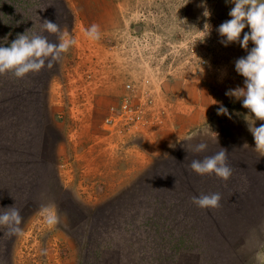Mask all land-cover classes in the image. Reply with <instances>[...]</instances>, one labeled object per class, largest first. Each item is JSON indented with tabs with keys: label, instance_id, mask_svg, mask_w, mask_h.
<instances>
[{
	"label": "rangeland",
	"instance_id": "obj_1",
	"mask_svg": "<svg viewBox=\"0 0 264 264\" xmlns=\"http://www.w3.org/2000/svg\"><path fill=\"white\" fill-rule=\"evenodd\" d=\"M62 1L70 11L72 27L65 25L61 30L75 40L76 9L83 13L90 9L79 0ZM136 4L127 25L134 49H142L144 39H153L159 46L153 55L176 60L175 70L182 65L194 70L195 61L211 62L212 67L224 65L239 44L224 46L220 42L224 38L217 29L230 19L228 13L234 7L227 0H138ZM205 10L210 15L205 16ZM79 51L75 43L62 54L57 70L48 76L44 96L39 89L17 94L35 98L32 115H20L21 120L12 123L15 95H3L8 105L0 106V121H4L0 124V189L8 191L0 194V212L18 208L23 232L9 235L6 227L0 226V263L261 264L257 253H264V151L255 148L248 128V122L252 123L249 110L234 97L208 95L205 106L190 108L201 114L202 122H194L180 133L175 147L169 146L150 163L142 164L144 168H140L144 150L137 147L136 170L120 176L115 161L107 164L105 159L97 164L96 158L86 157L89 147L100 145L101 138L92 136L88 116L78 120L81 103L72 108V99L65 92L67 78L75 76L81 65ZM94 54L92 68L97 66ZM146 54L141 50L137 58H148ZM92 68L86 70L87 81L93 79ZM222 78L226 83L232 80L228 75ZM140 80L148 88L146 80ZM234 88L226 85L227 90ZM148 103L147 108L155 105L153 99ZM221 104L228 115L217 114ZM147 108L139 128L153 125ZM108 115L94 116L95 126L103 125L109 143L117 145V149L110 146V154L114 150L123 155L122 145L126 151L137 145L140 137L131 132L138 128L118 132L105 123ZM199 142L207 143L206 151H194ZM220 147L228 152L229 180L214 174L200 176L187 168L192 159H203ZM48 162L57 174L58 191L49 183ZM214 192L221 194L220 207L205 210L193 204L194 195ZM51 204L56 206L58 222L49 227L41 208ZM89 229L91 239L86 248Z\"/></svg>",
	"mask_w": 264,
	"mask_h": 264
},
{
	"label": "crops",
	"instance_id": "obj_2",
	"mask_svg": "<svg viewBox=\"0 0 264 264\" xmlns=\"http://www.w3.org/2000/svg\"><path fill=\"white\" fill-rule=\"evenodd\" d=\"M137 2L138 0H79V3L89 7L90 13L79 12L76 9L78 25L74 36L78 50H80V57L83 58L75 72L76 75L67 78L65 91L66 95H70L72 99V108L76 106V102L81 103L78 104L81 111L78 120L82 122L88 116L87 122L92 129V136L101 138L100 145L89 147L90 149L87 151L89 154L86 157L92 158V160L96 158L97 164L105 159L109 160L107 164L115 161L120 176L136 170L135 156L139 152L137 147L144 150L141 153L140 163V168H144L142 164L150 163L160 153L166 152L165 150L170 144L180 138V133L184 134L194 122L198 124L202 122L201 114L199 117L190 108L194 110L195 107L205 106L208 95H225L228 84H232L235 88L244 86V77L235 71V61L247 55V51L239 44L233 49L230 58L225 60L224 65L219 64L212 67L211 62H208L211 64L208 65L207 62L205 64L195 61L193 63L196 65L195 69L191 71L183 65L175 67V70L173 65L176 64V60L174 62L167 60L161 54H158L159 58L154 56L155 48H159V46L154 45L151 38L144 39L145 44H142V49H134L133 36L130 35L131 31H128L127 25L130 22V13L132 14L138 5ZM93 23L99 25L101 34L98 40H90L85 35V30ZM244 30L243 32H245ZM160 42L163 40L160 39ZM164 43L167 44V42ZM137 47L139 48L138 45H136ZM252 47V42H249L248 48ZM141 50L147 53L148 58H143L144 55L137 58ZM84 52L90 53L84 54ZM93 53L97 60V66L94 68H92L93 60L90 59ZM91 68L94 76L93 79L91 78L92 81H87L84 79L87 75L86 70L90 72ZM171 72L173 75L169 76ZM223 75L232 77L230 83L223 80ZM142 78L150 80L148 88L141 85L140 79ZM138 82L140 87H138ZM128 83H132L137 88L136 94L139 97L149 95L155 101L153 107L147 108L150 117L153 118V125L133 130L131 133L134 134V137L139 136L140 139H135L137 145H133L130 150H123L124 146L122 145L120 150L123 155H117L114 150L110 154L108 151L112 149L110 146L117 149V145L109 143L110 140L103 125L96 128L94 116L109 113L110 108L119 106L126 92L125 84ZM184 109L186 110L184 111ZM262 123L264 122L262 121ZM260 124L258 123L257 126ZM79 125L83 127L81 123ZM131 133L129 132L127 135ZM91 149H95L94 155H92ZM104 164L106 165V163ZM127 177L124 175L125 179ZM123 181L124 179H121L119 185ZM110 187L108 185V190Z\"/></svg>",
	"mask_w": 264,
	"mask_h": 264
},
{
	"label": "clouds",
	"instance_id": "obj_3",
	"mask_svg": "<svg viewBox=\"0 0 264 264\" xmlns=\"http://www.w3.org/2000/svg\"><path fill=\"white\" fill-rule=\"evenodd\" d=\"M227 2L234 7L228 13L230 19L221 23L217 29L219 35L224 38L220 42L224 46L238 42L240 47L247 51V55L235 61V71L244 77V86L229 89L225 95L241 101L242 106L249 110L248 116L252 118V123L248 122V128L254 137L255 148L264 151V123L259 126L255 123L256 120L264 121V0H227ZM204 15L208 16L210 13L205 10ZM246 27L250 30L244 32L241 39V33ZM43 29L48 34H57L58 43L51 42L47 35L29 36L28 31L18 34L10 46L0 45V74L10 72L16 78H24L28 73L39 72L45 67L51 69L61 60L62 54L76 43L74 39L67 37V33L61 30L57 22L45 20ZM100 34L99 25L95 23L85 30V35L90 40H98ZM249 42L253 44L251 49L248 48ZM217 114L228 115L227 107L221 104ZM170 147L175 146L170 144ZM207 147V143L199 142L194 146V151L204 152ZM187 168L200 176L214 174L224 181L229 180L232 175V168L228 164V152L221 147L219 151L203 159H192ZM221 199V194L214 192L194 195L192 202L200 209L210 210L220 207ZM41 215L49 227L58 222L54 204L43 206ZM22 221L21 212L15 206L0 212V226L6 227L9 235L22 234ZM257 259L264 264V253L258 252Z\"/></svg>",
	"mask_w": 264,
	"mask_h": 264
},
{
	"label": "trees",
	"instance_id": "obj_4",
	"mask_svg": "<svg viewBox=\"0 0 264 264\" xmlns=\"http://www.w3.org/2000/svg\"><path fill=\"white\" fill-rule=\"evenodd\" d=\"M45 20L57 22L60 27L65 25L68 26V28L72 27L70 11L65 7V3L62 0H0V45L5 47L10 46L11 42L16 39L18 34H24L26 31H28L27 34L29 36L33 34L47 35L51 42L58 43L57 34H48L44 31L43 22ZM58 64L59 61L56 62L51 69L45 67L39 72L28 73L24 78H16L10 72L0 74V106L2 104L4 106V103L8 105V103H6L7 99H5L3 95H8L10 93L15 95L13 102H17V105L12 106L16 110L14 118L11 119L12 123H17L23 116L28 117L32 115L37 105L35 98L31 99L27 97V95L17 94H24L29 90L35 91L39 89L40 95L44 96L48 76L51 71L57 70ZM23 96H25L26 100ZM18 99H20V101H18ZM43 107H45V104ZM42 110L44 112V109ZM20 115L21 118L19 119ZM0 124H4V121L1 120ZM30 126L31 124L29 123V128ZM47 169L51 172L50 174L52 176L50 177L49 183L58 191L57 174L54 172L49 162L47 164ZM7 191L8 190L3 187L0 189V194L4 195ZM18 193L21 194L20 191H18ZM89 238L91 239L90 229L87 231L85 238L84 247L86 248L89 245ZM4 262L5 261L0 264H6Z\"/></svg>",
	"mask_w": 264,
	"mask_h": 264
},
{
	"label": "built area",
	"instance_id": "obj_5",
	"mask_svg": "<svg viewBox=\"0 0 264 264\" xmlns=\"http://www.w3.org/2000/svg\"><path fill=\"white\" fill-rule=\"evenodd\" d=\"M137 37L140 38L138 35ZM143 44H145V40ZM149 82L150 80H146L147 84ZM136 92V87L132 83L126 85V92L122 97L121 104L110 108L109 115L105 119L108 126L113 127L118 132H126L127 130L131 131L139 128L144 124L146 108L149 105L148 100L152 99L149 95L139 97Z\"/></svg>",
	"mask_w": 264,
	"mask_h": 264
}]
</instances>
